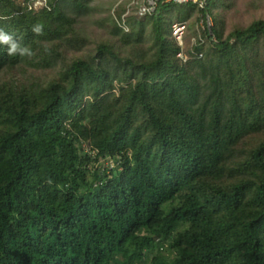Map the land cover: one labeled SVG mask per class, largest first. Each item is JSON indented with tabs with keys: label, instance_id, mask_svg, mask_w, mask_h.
Here are the masks:
<instances>
[{
	"label": "trees",
	"instance_id": "trees-1",
	"mask_svg": "<svg viewBox=\"0 0 264 264\" xmlns=\"http://www.w3.org/2000/svg\"><path fill=\"white\" fill-rule=\"evenodd\" d=\"M18 1L0 29L33 55L0 43V264H264V20L224 37L217 0H162L114 24L134 56L101 43L40 81L15 72L64 63L93 0ZM197 10L215 24L184 62L171 28Z\"/></svg>",
	"mask_w": 264,
	"mask_h": 264
},
{
	"label": "rangeland",
	"instance_id": "rangeland-1",
	"mask_svg": "<svg viewBox=\"0 0 264 264\" xmlns=\"http://www.w3.org/2000/svg\"><path fill=\"white\" fill-rule=\"evenodd\" d=\"M217 1L219 3L215 10V14L218 17L219 26L223 31L224 37H227L235 29L245 28L257 20H264V0ZM18 3L24 6L23 0H19ZM142 3L143 0H93L90 12L86 16L81 17L76 26L79 34V49H67L64 53V63L62 62L56 70H31L25 75L21 72H15L16 76L24 79L34 78L40 81H50L56 76V73L63 67V65L71 63L76 59L94 56L97 47L101 43L114 45L123 56H134L135 53L131 47H120L118 38L114 37L111 31L113 30L114 24H117L120 20L129 19L133 15H138L139 18L144 17L145 15H142L139 12V7ZM30 6L35 10H39L46 6V1L33 0ZM185 24L186 33L183 46L185 62L194 59V57L201 59L204 54L196 52L195 48L201 45L206 46L208 41L204 35L205 26L212 27L215 23L213 20L211 24L207 23V19L203 18L202 14L197 10L191 14V16L185 21ZM213 39L215 40V38ZM148 47H150V43L146 42L141 46V49L138 50L144 52ZM258 139L263 138L262 136H259L254 138V141ZM85 148L86 152L91 150L87 144H85ZM89 166L91 171L94 169H100L103 171L105 169H112L117 166V164L114 160L108 159L101 160L99 163H90ZM163 246L164 249H166L167 244H164ZM149 262L150 259H148L145 264H149Z\"/></svg>",
	"mask_w": 264,
	"mask_h": 264
},
{
	"label": "built area",
	"instance_id": "built-area-1",
	"mask_svg": "<svg viewBox=\"0 0 264 264\" xmlns=\"http://www.w3.org/2000/svg\"><path fill=\"white\" fill-rule=\"evenodd\" d=\"M161 1L162 0H143V3L140 4L139 12L142 15H152L156 12L158 5ZM166 2L175 3L179 5L192 3L194 5H197L198 8H200L201 10L206 9L209 4V0H166ZM206 19H207V23L211 24L212 18L209 14L207 15ZM122 26L126 31H128V27L126 26L125 21L123 22ZM208 27L209 29H211V26ZM185 33H186L185 22H177L172 25L171 35L174 38L177 45L181 48L180 52L177 54V57L182 59L184 62H185V54H184L183 46H184Z\"/></svg>",
	"mask_w": 264,
	"mask_h": 264
},
{
	"label": "clouds",
	"instance_id": "clouds-1",
	"mask_svg": "<svg viewBox=\"0 0 264 264\" xmlns=\"http://www.w3.org/2000/svg\"><path fill=\"white\" fill-rule=\"evenodd\" d=\"M31 30L36 35H42L43 25L36 24ZM0 43L7 45V54L9 56L20 55L30 57L33 55V52L29 47L18 44L12 35L4 32L3 29H0Z\"/></svg>",
	"mask_w": 264,
	"mask_h": 264
}]
</instances>
